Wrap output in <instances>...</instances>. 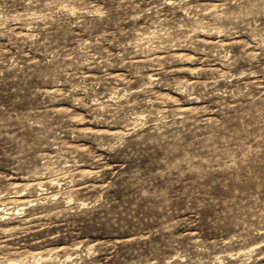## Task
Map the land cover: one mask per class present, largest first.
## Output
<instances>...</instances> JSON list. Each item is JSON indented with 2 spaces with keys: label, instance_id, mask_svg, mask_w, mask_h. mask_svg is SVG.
Here are the masks:
<instances>
[{
  "label": "rangeland",
  "instance_id": "374dc122",
  "mask_svg": "<svg viewBox=\"0 0 264 264\" xmlns=\"http://www.w3.org/2000/svg\"><path fill=\"white\" fill-rule=\"evenodd\" d=\"M0 264H264V0H0Z\"/></svg>",
  "mask_w": 264,
  "mask_h": 264
}]
</instances>
